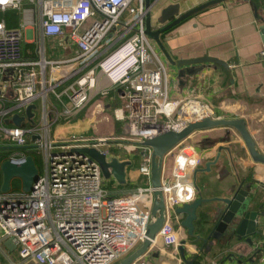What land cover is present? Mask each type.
Wrapping results in <instances>:
<instances>
[{
	"label": "built area",
	"instance_id": "1",
	"mask_svg": "<svg viewBox=\"0 0 264 264\" xmlns=\"http://www.w3.org/2000/svg\"><path fill=\"white\" fill-rule=\"evenodd\" d=\"M8 8L20 12V23L8 27L0 20V121L6 122L0 129L11 139L3 148L34 150L41 174L30 191L3 192L0 168V238L11 242L21 259L36 264H113L145 239L154 186L112 194L103 185L99 161L85 148L96 147L110 159L116 148H141L139 171L150 176L152 148L144 143L147 139L221 115L199 96L177 101L169 95L166 63L146 33L145 0H0V10ZM37 29L44 36L66 34L78 46L76 57L49 60L41 48L39 59L26 58V31L33 35ZM67 61L77 64L69 75H47L46 80V65L53 70ZM75 75L70 97L77 108L99 89L104 95L118 90L123 103L116 117L133 141L110 136L50 138L46 117L28 126L23 125L27 118L21 125L10 124L15 112L24 114L39 96L56 92L60 82ZM174 150L170 175L161 177L159 187L165 220L158 236L167 247L180 242L177 208L195 199L191 174L202 161L192 144L182 141L169 154Z\"/></svg>",
	"mask_w": 264,
	"mask_h": 264
},
{
	"label": "crops",
	"instance_id": "2",
	"mask_svg": "<svg viewBox=\"0 0 264 264\" xmlns=\"http://www.w3.org/2000/svg\"><path fill=\"white\" fill-rule=\"evenodd\" d=\"M151 1H153L152 20L157 28L211 0ZM163 17L165 21L162 23ZM0 20L4 19L0 18ZM263 27L264 0H217L182 18L164 31L161 39L174 60L214 56L224 63L201 61L184 66L173 65L155 42L159 49L158 54L166 63L168 91L171 98L179 101L190 96H199L208 100L221 118H243L255 140L256 147L262 153H264ZM33 32L34 34L30 35V31H26L25 44L34 43L37 55L43 48L45 58L49 60H70L76 57L78 46L66 34L44 36L38 29ZM38 39H41V43ZM75 62L67 61L53 70L46 65L43 74L46 80L47 75L48 79L51 76L65 78L77 65ZM50 81L55 82V80ZM62 82L57 85L56 92L50 90L45 97L39 96L35 101L38 107L33 119L42 122L45 117L47 118L50 138L67 137L75 131V126H71L70 123L57 126V120L67 116L66 106L61 104V97L66 94L67 87L61 88ZM115 95V102L119 107L123 102L118 90H115ZM55 96L61 103H55ZM63 100L67 102L66 97ZM23 113L25 114V110ZM27 120L29 119L25 121ZM80 126L85 129L87 123ZM182 141L195 146L202 155L200 165L191 174V178L196 183L195 199H203L197 207V217L193 220L194 234H190L188 228L183 225L187 213L178 212L179 206L177 213L182 223L180 242L176 246L167 247L158 236L133 264H264V163L253 158L244 137L232 125L216 124L198 127ZM177 144L165 153L163 177L170 175L173 153L176 149L172 154H169V151ZM140 150L142 152L141 148ZM131 153L133 151H127L119 159L131 160ZM141 162L136 169L131 168V164L126 166L125 182H119L116 177L111 181L112 188L109 190L112 194H119L124 190H136L139 186L152 183V175L148 176L139 171ZM39 167L41 169V166ZM240 187L249 190L248 196L251 198L249 209L258 212L257 230L253 234L246 231L241 238L237 234L231 237L227 236L231 227L229 224L219 231L218 238H212L208 243L196 237L195 235L207 237L218 221L219 215L227 208L225 199L232 198ZM159 200V195L153 191L149 201L150 222L158 210ZM249 237L252 243L248 240ZM259 249L262 251L258 252ZM14 250L18 259H14L12 255ZM0 259L1 264H12V262L36 264L32 260L26 261L21 258L19 260L17 248L6 238H0ZM121 261L113 264H120Z\"/></svg>",
	"mask_w": 264,
	"mask_h": 264
},
{
	"label": "water",
	"instance_id": "3",
	"mask_svg": "<svg viewBox=\"0 0 264 264\" xmlns=\"http://www.w3.org/2000/svg\"><path fill=\"white\" fill-rule=\"evenodd\" d=\"M217 0H211L205 2L188 12L181 14L179 17L175 18L173 21L166 23L163 26L155 27L152 20L151 7L153 1L145 0L146 5V33L147 35L154 40L159 47L163 50L165 56L168 58L171 64L184 66L186 64L197 63L201 61H214L219 63H224L221 59L214 56H202L196 58H182L174 60L170 53L167 51L163 41L161 39V34L180 21L182 18L190 15L194 11H198L207 5L216 2ZM164 17L161 19L163 23ZM264 33V27H263ZM264 37V36H263ZM35 109H37V104L35 102L29 104L25 109V114H20L15 112L12 116V120L16 125H21L22 122L27 118L33 121L35 116ZM216 124H228L236 127L242 136L244 137L246 144L249 148V151L254 159L264 163V153L260 152L256 147L255 140L247 129L246 121L243 118H210L206 117L200 120L190 122L184 129L180 131L169 130L158 134L152 138L147 139L144 143L149 145L152 148V185L154 186V193L159 195V206L158 210L154 214V219L150 222L147 230V235L143 240L142 244L136 248L129 255L124 257L120 264H133L135 261L139 260L140 257L148 250V248L153 244V242L158 237L160 228L163 225L165 220V202L162 190L159 188L161 185L162 169L165 161V153L176 143L181 142L188 134L195 128L203 126H211ZM85 151L89 152L92 157L96 158L101 167L102 163L105 164H114L115 168L113 172L115 177L119 182H125L126 178V166L131 163L129 159H119L113 157L110 160L104 162L100 159L99 152L95 148H85ZM157 163L155 164V159ZM156 166V168H154ZM1 172H2V183L1 190L6 192L11 189V179L15 176H18L22 179V189L25 191H30L33 189L36 180L41 174V169L36 162L32 154H27L22 157H12L2 160L1 162ZM103 171V168H102ZM249 190L244 187H240L233 194L232 198L225 199L227 203V208L225 212L221 213L218 217V221L213 225V228L207 234V237L201 235H195L198 238L204 239L206 243L209 242L212 238H218L222 229L231 225L230 232L227 236H233L237 234L239 238L246 234V231H249L250 234H253L257 230V221L258 212L256 210L249 209V202L251 198L248 196ZM203 201L202 198H196L191 202L184 203L183 206L178 208V212L187 213L186 218L183 221L190 234H194V223L193 220L197 217L196 210L197 207ZM250 227V228H248ZM248 240L252 243V239L249 237ZM262 251L261 249L258 252ZM257 252V253H258Z\"/></svg>",
	"mask_w": 264,
	"mask_h": 264
},
{
	"label": "rangeland",
	"instance_id": "4",
	"mask_svg": "<svg viewBox=\"0 0 264 264\" xmlns=\"http://www.w3.org/2000/svg\"><path fill=\"white\" fill-rule=\"evenodd\" d=\"M1 16V13H0ZM39 43H41V39H38ZM152 44L155 46V49L157 53H159V49L156 46V43L154 40H152ZM39 47V46H38ZM37 47V48H38ZM36 48V49H37ZM39 49V48H38ZM37 49V50H38ZM30 51V50H29ZM39 52V51H38ZM41 52L38 53V57H41ZM77 75L72 76L70 78H66L62 84L61 88L67 87V92L65 95H63L62 103L60 102L59 98L55 96L56 99H54L55 103L60 102L63 106H66V108L70 109L72 112L70 114H66L67 116L62 117L60 120H57V126H60L64 123H70L71 126H75L72 134H69L68 136H82V137H98V136H110V137H123L126 138L129 141H133L132 137L128 136L126 134V131L124 129V123L120 119H118L115 115V109H117V104L115 102V90L113 89L107 94H102L100 89L98 90V93L95 94V96L89 100L85 105H83L81 108H77L73 105L70 94H71V84H76L75 78ZM67 102H64L63 98ZM52 102V101H50ZM53 103V102H52ZM0 121V125H5ZM87 123V127L85 129H82L80 124ZM128 137V138H127ZM11 139L8 137V135L0 129V148L3 146H6L10 143ZM95 149L98 151V149L95 147ZM140 148H134V147H121L116 148V151L114 152V157H122L123 154H126L127 151H133V153L130 154L131 156V168L136 169L138 163L142 161L143 155ZM138 150V152H136ZM100 159L104 162L110 159V154L107 155L103 153L102 151H98ZM141 152V153H140ZM157 159H155V164L157 163ZM107 163V162H106ZM103 168V174H102V180L103 185L107 189H111V181H114L115 179V173L113 172V169L115 168L114 164H105L102 163ZM156 168V166L154 167ZM152 170V166H151ZM151 173V172H150ZM11 188L13 190L22 189V179L18 176H15L11 179ZM14 259H18L17 253L14 250L13 252ZM3 258V256L1 255ZM123 258H120L117 260L119 263L120 260ZM20 260V257H19ZM1 262V259H0Z\"/></svg>",
	"mask_w": 264,
	"mask_h": 264
},
{
	"label": "trees",
	"instance_id": "5",
	"mask_svg": "<svg viewBox=\"0 0 264 264\" xmlns=\"http://www.w3.org/2000/svg\"><path fill=\"white\" fill-rule=\"evenodd\" d=\"M1 16L0 18H3L5 20V23L8 27H16L18 26L19 22H20V13L17 9L15 8H8L4 11H1ZM34 43H26V54L25 57L29 58V59H37L38 55L35 52V47H34ZM30 50V51H29ZM28 51V52H27ZM34 123H36V119L35 121H31V120H27L24 121L23 125H33ZM10 124H14L13 120H10ZM17 153H28V154H32L36 160L37 163H40V156L38 155V153H36L34 150H29L27 148H0V161L2 162V160L10 158L13 154H17ZM1 177H2V172H1Z\"/></svg>",
	"mask_w": 264,
	"mask_h": 264
}]
</instances>
